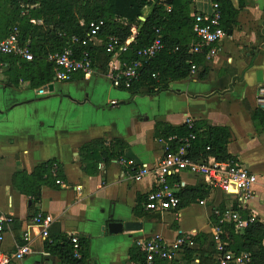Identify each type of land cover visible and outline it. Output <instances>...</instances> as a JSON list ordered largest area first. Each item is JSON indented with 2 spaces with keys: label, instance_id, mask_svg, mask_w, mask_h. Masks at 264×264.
Instances as JSON below:
<instances>
[{
  "label": "crops",
  "instance_id": "1",
  "mask_svg": "<svg viewBox=\"0 0 264 264\" xmlns=\"http://www.w3.org/2000/svg\"><path fill=\"white\" fill-rule=\"evenodd\" d=\"M209 1L193 0L191 16L211 13L214 3ZM232 3L239 9L238 0ZM189 40L192 50L196 42ZM216 49L212 58L207 51L195 53L205 56V78L200 77L203 66H194L189 78L172 82L169 89L137 96L117 87L107 72L97 69L90 76L78 74L71 82L53 79L34 87L0 57V216L14 218L0 242V252H13L27 232L31 253L24 264H69L52 253L48 244L63 245V239L76 236L82 264H145L141 250L144 263L131 259L138 249L136 242L155 236L172 242L192 235L198 242L190 258L184 251L172 262L157 264H200L202 252L213 250V209L238 206L246 218L254 216L264 225V124L253 118L258 111L264 113L256 99L258 87L264 84V0H245L237 25ZM191 123L193 128L211 125L230 132L228 154L258 179L247 206L203 179L181 173L175 177L182 185L177 194L204 186L207 197L176 211L144 209L154 177L135 182L117 159L153 166L164 153L155 137L157 125L180 128ZM117 140L125 144L121 155L108 162L102 159L100 144L94 142L103 141L112 148ZM49 161L58 163L57 178L51 176L55 183L62 180L63 186H42L38 202L33 201V189L27 188L26 195L14 188L15 175L31 174ZM199 206L206 224L198 218L185 227V215ZM38 213L53 218L49 238L43 237L41 226L33 221Z\"/></svg>",
  "mask_w": 264,
  "mask_h": 264
},
{
  "label": "trees",
  "instance_id": "2",
  "mask_svg": "<svg viewBox=\"0 0 264 264\" xmlns=\"http://www.w3.org/2000/svg\"><path fill=\"white\" fill-rule=\"evenodd\" d=\"M10 13L6 17L3 28H0V39L7 38L11 30L18 27L20 30V42H31V50L34 55L32 62H26L20 58L11 56L1 59L6 61L15 71L18 77L30 81L34 87H41L50 84L54 79L53 65L47 61L50 52L61 51L66 45L70 36H78L81 39L87 38L91 22L103 20L105 27L100 35L107 40L109 37H116L122 43H127L131 51L125 55L123 60L131 63L137 59V51L149 46L156 38V31L160 30L163 36L164 50L153 61L145 64L141 70L140 79L130 89H125L133 96L152 95L170 88L172 82L181 81L192 75V67L203 66L201 78L208 74V68L204 55L190 53L189 39L197 42L193 32L194 16H191V5L193 0H8ZM218 4L222 13L221 24L224 30H232L237 25L240 11L245 7V0H238L239 9L233 6L232 0H212ZM167 7H171L168 12ZM150 9L148 15L145 10ZM144 18L145 20H141ZM32 20L41 21V24H34ZM61 34L65 36H61ZM95 60V69L102 73L107 72L111 58L106 54L103 46L89 44ZM206 52V51H204ZM156 75V78H153ZM255 120L264 124V113L258 111L253 115ZM203 130L200 132V129ZM196 135L188 151L189 158L199 160L214 156L219 160H228L231 157L227 152V145L231 140V134L226 128L211 125H200L190 129L188 125L180 128H173L166 124H158L156 127V139H168L176 136L178 139ZM100 144L98 148L100 156L105 161L111 158H118L123 151L125 144L121 140L115 141L112 148H107L103 141H96ZM93 143V144H94ZM210 148L209 151L207 149ZM177 150V145H173ZM49 161L35 168L31 173H22L13 178L14 188L23 194L29 195L27 188L33 189V201L40 200V188L42 186H55V178L51 176L52 164ZM172 182H179L175 178ZM206 187L185 188L177 196L181 203L179 208H184L197 200L207 197ZM235 210L246 217V212L236 206ZM14 223V222H13ZM12 225V224H11ZM223 241L228 244V249L235 252H247L251 255L250 264H264V225L255 222L247 224L242 233H237L233 224L224 228ZM198 242V239H194ZM63 245L55 247L48 244L51 252L58 254L65 263L82 264L74 259L71 239H63ZM211 252H202L200 264H215L214 244ZM189 258L196 252L192 249H185ZM185 253V254H186ZM131 259L135 262L144 258L140 250L131 253Z\"/></svg>",
  "mask_w": 264,
  "mask_h": 264
},
{
  "label": "built area",
  "instance_id": "3",
  "mask_svg": "<svg viewBox=\"0 0 264 264\" xmlns=\"http://www.w3.org/2000/svg\"><path fill=\"white\" fill-rule=\"evenodd\" d=\"M167 10L171 12V7H167ZM221 20L222 13L218 4L212 5L211 13H197L194 16L193 32L197 42L190 53L207 51L209 58L216 56V46L227 37V32L222 27ZM38 23L41 24V21ZM104 27L105 22L103 20L91 22L86 39L70 36L61 51L48 53L47 61L53 65L54 79L57 82H71L78 74L92 75L95 70V60L91 51L88 50V46L90 43L96 46L95 40L104 42V44L101 43L98 46H103L106 54L111 58L107 70L108 77L117 87L125 89H130L140 79L141 70L145 64L153 61L164 50L163 36L161 31L157 30L154 41L149 46L137 51V59L128 63L123 58L131 51V47L127 43H122L116 37H109L107 40L101 38L100 35ZM61 36L65 35L61 34ZM0 54L6 57L14 56L26 62L34 60L31 42H20L18 27L13 28L9 36L0 42ZM156 77V75H153V78ZM256 99L258 107L264 109V84L258 87ZM193 125L191 123L189 127L193 128ZM195 139V134L183 139H178L176 136H171L168 139H158L164 153L153 166L137 164L134 160L125 157L117 159L116 162L127 171L135 182H140L149 175L154 177V188L147 195L146 202L143 204L147 212L176 211L179 208L181 200L177 196V192L182 185L180 182L171 184L170 180L181 173H188L201 178L227 196H235L241 206H247L254 198V188L258 182L257 176L235 158L228 160H219L214 156L199 160L189 158L188 151ZM175 144L178 145L177 150L173 149ZM209 150L210 148L207 149V151ZM58 172L59 165L54 162L51 174L57 178ZM56 183L60 186L64 185V182L59 179ZM200 203L204 204V202ZM212 214L216 220V225L212 231L215 264H250L251 255L247 252L235 253L229 250L228 244L222 239V235L226 225L233 224L236 232L241 233L247 224L255 223L256 218L254 216L246 218L241 212L231 207L215 208ZM33 221L41 226L43 237L49 238L53 218L38 213L34 216ZM13 222L14 218L12 217L0 216V242L3 241L6 232L9 230L8 227ZM30 242L29 234L24 232L13 252H0V264H24L31 253ZM71 245L74 259L80 260L82 249L79 238L72 237ZM194 246L195 242L192 235L179 236L172 242L164 241L158 236L136 242V248L145 255V264H157L158 261L172 262L185 249H192Z\"/></svg>",
  "mask_w": 264,
  "mask_h": 264
},
{
  "label": "rangeland",
  "instance_id": "4",
  "mask_svg": "<svg viewBox=\"0 0 264 264\" xmlns=\"http://www.w3.org/2000/svg\"><path fill=\"white\" fill-rule=\"evenodd\" d=\"M154 1H158V0H154ZM162 1V0H160ZM207 3L209 4L210 1L206 0ZM149 12V9L145 10V14H147ZM10 13V5H9V1L8 0H0V28H3L4 24H5V20L6 17H8ZM32 22L34 24L38 23V20H32ZM96 46L100 45L102 42L95 40L94 41ZM104 44V42L102 43ZM204 212V209H202V207H195L191 210V212L187 213L184 217V225L185 227H191L194 222L197 221V219L199 218L200 223L203 222L204 224H206L205 219L202 220L203 215H201ZM206 214H204V218H205ZM198 221V222H199Z\"/></svg>",
  "mask_w": 264,
  "mask_h": 264
},
{
  "label": "water",
  "instance_id": "5",
  "mask_svg": "<svg viewBox=\"0 0 264 264\" xmlns=\"http://www.w3.org/2000/svg\"><path fill=\"white\" fill-rule=\"evenodd\" d=\"M112 226L114 227V228H120L121 229V227H122V225L121 224H112Z\"/></svg>",
  "mask_w": 264,
  "mask_h": 264
}]
</instances>
